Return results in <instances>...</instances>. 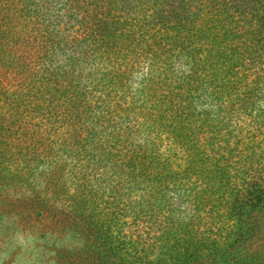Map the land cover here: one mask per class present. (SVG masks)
I'll list each match as a JSON object with an SVG mask.
<instances>
[{"label": "trees", "instance_id": "trees-1", "mask_svg": "<svg viewBox=\"0 0 264 264\" xmlns=\"http://www.w3.org/2000/svg\"><path fill=\"white\" fill-rule=\"evenodd\" d=\"M3 216L92 264H264V0H0Z\"/></svg>", "mask_w": 264, "mask_h": 264}, {"label": "rangeland", "instance_id": "rangeland-1", "mask_svg": "<svg viewBox=\"0 0 264 264\" xmlns=\"http://www.w3.org/2000/svg\"><path fill=\"white\" fill-rule=\"evenodd\" d=\"M30 229L16 217L1 218L0 264H92L89 251L93 243L82 239L74 230L62 234L50 232L42 234L32 232ZM125 240L117 239L115 244L122 241L123 247L128 249L132 246H141L135 238L130 244L128 239ZM150 243L155 245L159 244V241L151 240ZM127 253L129 252H124L125 257L128 256Z\"/></svg>", "mask_w": 264, "mask_h": 264}]
</instances>
